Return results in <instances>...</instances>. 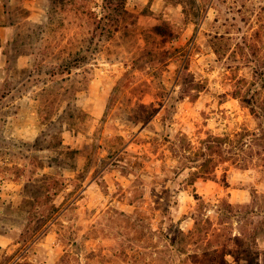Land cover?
I'll return each instance as SVG.
<instances>
[{
	"label": "rangeland",
	"instance_id": "rangeland-1",
	"mask_svg": "<svg viewBox=\"0 0 264 264\" xmlns=\"http://www.w3.org/2000/svg\"><path fill=\"white\" fill-rule=\"evenodd\" d=\"M103 1L0 0V264H264V221L219 213L264 200V140L196 175L204 140L261 128L264 0H126L110 33Z\"/></svg>",
	"mask_w": 264,
	"mask_h": 264
},
{
	"label": "trees",
	"instance_id": "trees-1",
	"mask_svg": "<svg viewBox=\"0 0 264 264\" xmlns=\"http://www.w3.org/2000/svg\"><path fill=\"white\" fill-rule=\"evenodd\" d=\"M103 5L106 14L104 19L102 20H107V22L111 23L110 28H108V32L110 33V31H112L111 29L119 28V25L124 15L127 14L126 0H104ZM244 101L248 105V108L250 109L251 113L258 120H260L261 128L256 131H250L245 129L243 132L236 135V139H232L231 137L221 138L217 136H210L208 139L204 140L201 144L199 151L196 152L197 177H202L204 179H216L217 170L222 161H228L229 159L237 160L239 157L246 158V151L248 152V149L252 150L255 145H257L260 141L264 140V109L261 106H257V104H253V101L251 102V100L248 98H246V100ZM180 171V173H183L182 170ZM225 211L228 213H234L239 219L240 223H248L250 219V221L252 220V224H255L256 216H259V219L261 221H264V200H260L257 195H254L252 202L244 206H234L233 204L226 202V204H224V207L219 209V213L223 214ZM202 221L199 220L198 222H196V231H190L189 233H185L183 230H178V239L174 241L173 244L181 243L183 245V243L185 242L191 243V241L195 237L196 239H198L201 233H204L203 231L205 230L208 235H210V232L216 231L213 222L210 219H207L204 222L205 226L202 225ZM258 226L259 224L255 226L256 230L254 229V232L250 235V237L255 239V241L258 240L259 237L260 226ZM247 228L248 226H240L239 234L235 236L231 235L229 241L236 242L238 245L239 243L242 244L250 233ZM212 245V243H207L204 248H199L198 242H196V246H198L196 248V253L199 254L201 252L203 257L206 258L213 256L216 264H231L230 260L227 259L228 256L233 257L235 264H241L242 260L245 259V257L247 256L246 249L235 253L231 250H227L226 247H228V244L226 243H223L225 249L224 251H222L221 248L217 246L212 252ZM178 252L179 256L181 254H188L185 253L184 250L183 252ZM178 252H172L170 253V255L176 253L178 254ZM198 262H201V259ZM248 264L260 263L258 260H256V258H252L249 260Z\"/></svg>",
	"mask_w": 264,
	"mask_h": 264
}]
</instances>
